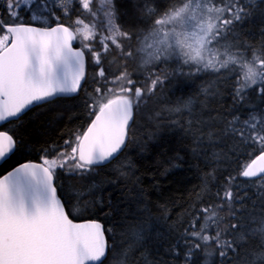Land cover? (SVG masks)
<instances>
[{
  "label": "snow or ice",
  "instance_id": "snow-or-ice-1",
  "mask_svg": "<svg viewBox=\"0 0 264 264\" xmlns=\"http://www.w3.org/2000/svg\"><path fill=\"white\" fill-rule=\"evenodd\" d=\"M71 4L72 0H5L9 21L0 17V127L19 120L32 107L78 93L87 82L86 55L97 69L94 82H104L95 88L88 105L94 118L86 130L73 141L66 140V148L42 156V163H21L0 176V264H105L114 249L107 245L102 225L95 220L75 222L71 208L65 210L70 200L62 203L63 197H58L57 172L84 174L115 159L126 144L134 109L167 79L162 73L150 72L149 83L140 84L127 67L111 74V67L102 62L104 55L114 46L122 57H134L133 49L125 50L124 45L134 33L115 22L113 0H76L80 15L87 13L92 22L77 16L65 26L53 9L67 16L75 11ZM162 6L156 0H145L142 6L151 22L143 38L137 37L135 52L142 54V65L177 60L195 73L227 70L236 76V99L243 101L253 86L264 97V53H254L249 60L233 51L231 44L221 43L233 25L246 18L249 4L242 0H170L166 10L158 12ZM22 7L31 11L32 22L41 23H25L20 16ZM101 15L104 31L97 29ZM49 17L55 18V26L47 23ZM74 41L79 47H73ZM191 104L189 99L183 107ZM228 124L232 135L259 154L240 166L238 176L226 178L223 192L217 193L220 203L202 207L185 229L186 242H193L185 254L188 264H195L194 252L213 245L221 264L230 259V253L238 264H264V219L258 227H250L242 207L247 194L234 183L240 177L248 178L264 190V113L250 111L246 117L236 113ZM199 139L202 144V134ZM19 144L15 133L0 131V161L11 158ZM225 207L228 222L221 215ZM142 235V228L133 230L136 240ZM257 235L260 245L246 248L242 242ZM119 256L124 264L127 252Z\"/></svg>",
  "mask_w": 264,
  "mask_h": 264
},
{
  "label": "trees",
  "instance_id": "trees-1",
  "mask_svg": "<svg viewBox=\"0 0 264 264\" xmlns=\"http://www.w3.org/2000/svg\"><path fill=\"white\" fill-rule=\"evenodd\" d=\"M242 2L250 5L248 15L233 25L226 42H232L237 53L251 59L254 53H264V0ZM144 3L145 0H113L115 22L134 33L131 41H124L125 50L131 47L134 57L124 58L111 46L102 62L106 68L111 67V74H119L127 67L140 84L149 83L150 72L162 73L167 79L134 109L127 145L114 161L84 174L58 171L55 185L63 202L70 200L66 210L70 207L76 220H99L104 225L109 246L114 249L105 264H120L121 251L127 252L124 264H188L185 254L193 242H186L185 229L202 207L220 203L217 193L223 192L226 178L238 176L240 166L259 154L232 135L228 122L236 113L242 117L250 111L264 113V97L253 86L243 101L236 99V76L227 70L195 73L188 65L168 60L143 71L141 56L135 50L139 47L137 37L151 28L143 12ZM156 3L163 5L157 10L162 13L170 0ZM71 8L75 11H69L67 16L57 8L53 11L66 26L77 16L92 22L87 13L80 15L76 0H72ZM5 9L0 0V17L9 21ZM20 16L25 23H32L28 8L21 9ZM47 23L55 24V18L49 17ZM86 57L87 82L78 93L35 106L19 120L0 127L15 133L20 141L15 154L0 165V176L23 162L42 161V156H51L53 149L66 148V140L85 130L93 118L88 105L94 90L104 83L94 82L97 69L90 55ZM189 99L192 104L184 108ZM177 107L180 112L174 111ZM234 183L242 194H247L242 206L246 222L252 228L258 227L264 219V190L248 178L240 177ZM221 215L225 222L229 221L227 207ZM139 228L143 235L136 240L133 230ZM260 242L257 235L242 243L247 248L259 246ZM229 255L224 264H238L236 257ZM193 260L195 264H221L215 245L194 252Z\"/></svg>",
  "mask_w": 264,
  "mask_h": 264
},
{
  "label": "water",
  "instance_id": "water-1",
  "mask_svg": "<svg viewBox=\"0 0 264 264\" xmlns=\"http://www.w3.org/2000/svg\"><path fill=\"white\" fill-rule=\"evenodd\" d=\"M51 26H55V24L54 25H51ZM66 26V25H65ZM73 47H77L76 46V42L74 41L73 42ZM86 60H87V57H86ZM86 71H87V66H86ZM72 95H74V94H72ZM72 95H68V96H62V97H70V96H72ZM33 108V107H32ZM134 117H135V111L133 112V119H132V121H130V127H129V129H128V135H127V138H126V144H125V146H123L122 147V149H121V151L118 153V155L116 156V158L123 152V150L125 149V147H126V145H127V142H128V139H129V131H130V128H131V126H132V123H133V121H134ZM94 118V117H93ZM92 118V119H93ZM15 121V120H14ZM91 122V121H90ZM89 125V124H88ZM88 127V126H87ZM86 127V128H87ZM86 130V129H85ZM115 158V159H116ZM115 159H112L111 160V162L112 161H114ZM4 161H0V165L3 163ZM27 162H32V163H42V162H39V161H27ZM27 162H23V163H27ZM111 162H108V163H105V164H103V165H101V166H105V165H108L109 163H111ZM20 164H18V165H16L15 167H17V166H19ZM15 167H13L12 169H10V170H8L7 172H5L4 174H2L1 176H3V175H6L8 172H10V171H12ZM99 167V166H98ZM57 193H58V189H57ZM58 197H60V195H59V193H58ZM62 203H64L63 202V200H62ZM66 210V209H65ZM67 211V210H66ZM71 218V217H70ZM88 220H93V219H85V220H75V222H84V221H88ZM96 222H98V223H100L101 225H102V227H103V229H104V232H105V228H104V225L102 224V222H100L99 220H95ZM105 239H106V242H107V245H109V242H108V240H107V236H106V233H105Z\"/></svg>",
  "mask_w": 264,
  "mask_h": 264
},
{
  "label": "rangeland",
  "instance_id": "rangeland-1",
  "mask_svg": "<svg viewBox=\"0 0 264 264\" xmlns=\"http://www.w3.org/2000/svg\"><path fill=\"white\" fill-rule=\"evenodd\" d=\"M3 2H4V4H5V0H2ZM6 8V7H5ZM21 9H26V8H24V7H22ZM20 9V10H21ZM6 10V9H5ZM8 20H9V17H8ZM33 23V22H32ZM102 23H103V17H102V15H101V17H99L98 18V20H97V29L98 30H100V31H104V29H103V27H102ZM147 33V32H146ZM143 38V36L141 37V39ZM87 43V42H86ZM221 43H227V44H233L232 42H229V41H227L226 42V40H223V41H221ZM233 46V45H232ZM96 47L97 48H99V43L97 42V44H96ZM233 51H235V48L233 47ZM236 52V51H235ZM237 53V52H236ZM237 54H240V53H237ZM142 54H140V56H141ZM242 56L245 58V59H249L248 57H245L243 54H242ZM250 60V59H249ZM157 64H159V61L158 62H156V63H154V64H151V65H142L141 64V57H140V68L141 69H143V71H145V70H147V69H149L150 67H152V66H154V65H157ZM191 67V66H190ZM192 68V67H191ZM193 69V68H192ZM193 71H194V69H193ZM74 140V138L73 139H71V140H68V141H73ZM70 150V149H69Z\"/></svg>",
  "mask_w": 264,
  "mask_h": 264
}]
</instances>
